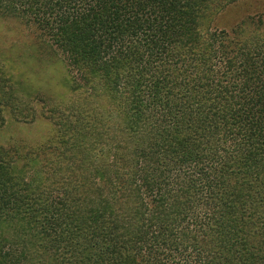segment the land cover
Here are the masks:
<instances>
[{
  "label": "trees",
  "instance_id": "trees-1",
  "mask_svg": "<svg viewBox=\"0 0 264 264\" xmlns=\"http://www.w3.org/2000/svg\"><path fill=\"white\" fill-rule=\"evenodd\" d=\"M208 9L220 10L0 0V18L58 54L67 88L101 99L131 149L50 158L96 129L99 112L77 106L27 178L0 147V264H264V16L217 31L198 18Z\"/></svg>",
  "mask_w": 264,
  "mask_h": 264
},
{
  "label": "rangeland",
  "instance_id": "rangeland-1",
  "mask_svg": "<svg viewBox=\"0 0 264 264\" xmlns=\"http://www.w3.org/2000/svg\"><path fill=\"white\" fill-rule=\"evenodd\" d=\"M208 2L209 6L220 10L200 11L203 15L198 18L201 20L204 15L214 18L209 27L213 30L230 31L244 19L264 16V0ZM66 65L58 54L41 44L31 28L15 19L0 18V111L4 117V122H0V147L12 149L5 158L13 160L19 178L25 179L34 173L31 165L37 158L39 146H52L56 143L52 139L64 136L59 119L75 117L73 106L99 112L96 129L85 132L87 137L82 142L75 131L74 143L62 147H66V152L50 158H95L108 162L118 149L130 156L131 149L120 139L118 120L109 109L105 113L103 106L107 107L101 99L87 98L81 88L74 92L67 88ZM26 101L28 108L24 107ZM32 109L36 119L27 124L22 116ZM25 163L29 164L26 170Z\"/></svg>",
  "mask_w": 264,
  "mask_h": 264
}]
</instances>
